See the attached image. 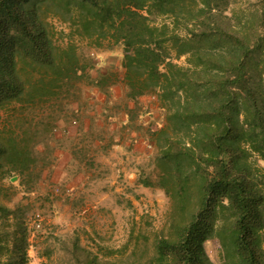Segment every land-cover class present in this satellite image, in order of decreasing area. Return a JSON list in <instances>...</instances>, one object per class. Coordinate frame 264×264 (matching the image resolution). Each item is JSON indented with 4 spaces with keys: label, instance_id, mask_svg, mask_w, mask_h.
<instances>
[{
    "label": "trees",
    "instance_id": "1",
    "mask_svg": "<svg viewBox=\"0 0 264 264\" xmlns=\"http://www.w3.org/2000/svg\"><path fill=\"white\" fill-rule=\"evenodd\" d=\"M45 10L95 47L120 50V104L134 132L129 143L146 140L150 147L151 169L138 168L137 181L169 199L167 230L155 238L146 264H214L204 247L210 238L219 243L220 264H264V168L257 164L264 160V0H0V112L73 96L78 81L108 100L118 80L116 71H100L94 53L71 42L55 45ZM80 96L61 135L48 133L59 153L66 146L71 153L61 174L57 152L42 175L55 190L78 184L82 160L89 174L93 160V138L76 148L65 123L89 117L96 139L117 141L110 107L90 118ZM153 122L155 128H143ZM35 135L0 131V174L18 175L27 188L42 170L35 171ZM18 211L0 203V264H30ZM84 264L119 263L93 255Z\"/></svg>",
    "mask_w": 264,
    "mask_h": 264
},
{
    "label": "rangeland",
    "instance_id": "2",
    "mask_svg": "<svg viewBox=\"0 0 264 264\" xmlns=\"http://www.w3.org/2000/svg\"><path fill=\"white\" fill-rule=\"evenodd\" d=\"M43 12L55 45L64 47L71 42L80 52L94 53L95 61L104 59L101 65L117 61L114 56L118 55V48L113 54L105 47L97 48L88 39L73 33L69 23L46 10ZM177 62L183 64L184 57ZM75 87L77 90L73 96L62 93L60 98L52 99L42 107L33 105L20 109L16 103L0 112V131L11 129L28 139L35 130L32 141L36 140L34 149L38 166L35 171L38 167L42 169L40 178L29 188L21 183L18 175L0 174V203L11 209H20L18 214L20 212L27 228L30 264H84L86 258L93 255H97L101 262L146 264L154 255L155 238L167 230L169 199L161 189L139 184L137 173L133 176L129 170H124L125 173L117 170L111 163L115 152L114 148L111 151L107 137L90 147L92 155L88 157L93 160L88 183L83 186L69 184L68 189L58 187L55 190L48 175L42 178L49 169L48 163L55 164L53 155L59 153L58 143L48 133L61 135L62 120L71 115L69 105L81 94L79 101H83L88 84L78 81ZM156 112L157 118L160 117L161 112L158 109ZM147 126L155 128L156 122L152 126L145 124L143 128ZM49 145L55 148L51 154ZM147 159L138 161L137 169L149 172L151 167L147 165ZM129 160L133 161L132 158L125 159L126 162ZM257 164L264 168V160L257 159ZM65 196L67 199L63 200ZM204 247L211 261L220 264L217 239H208Z\"/></svg>",
    "mask_w": 264,
    "mask_h": 264
},
{
    "label": "crops",
    "instance_id": "3",
    "mask_svg": "<svg viewBox=\"0 0 264 264\" xmlns=\"http://www.w3.org/2000/svg\"><path fill=\"white\" fill-rule=\"evenodd\" d=\"M116 50V49H115ZM115 50L110 51L111 54L115 52ZM118 55H115L116 58L115 63H105L104 65H101L102 62H104V59L99 58V64L98 68L101 72H106L107 69H111L113 71L117 72L118 80L110 86L109 89V97L108 100H106L105 93L101 92L99 88L95 85H88V88L86 89V94H84L83 98L86 100L87 105H90L91 108H87L85 110V113L91 117H100V113L107 107V105L110 107L109 112L112 113L113 116L110 117L111 121V128H113V132L115 134V138H117V141L111 143V151L114 150L115 154L113 157H111V163L113 166H116V169L125 173L126 171H131V175L136 176V173L138 171L136 164L138 161H141L142 159H146L150 155V147L147 145L146 140H136L134 141L133 145L132 143H129V140L134 136V132L129 129L125 125L126 123V114L124 112V104H120L121 100L123 99L122 95V85L120 79L123 75V70L119 67V59H120V50ZM103 64V63H102ZM93 76H95V71L92 73ZM143 100L148 99V97L142 98ZM155 101V100H153ZM156 102V101H155ZM120 104V106H119ZM156 104V105H155ZM153 104V106L157 109V102ZM84 112V111H83ZM82 112V113H83ZM100 124V120H98ZM68 127V133L67 137L70 140H73V143L78 144L76 148L82 147L85 148V143L93 138V145L98 144L100 142L98 139H96L94 136H96V133L98 131H93L92 133L89 131V117L82 118V121L78 122H69L65 123ZM90 142V141H88ZM92 149H89L88 155H92ZM59 156L57 159V168H59L58 175L62 173L63 170H65L66 165L71 158L70 153V146H66L65 149L61 150ZM132 158L133 161L126 162L125 159ZM85 160H82L81 168L82 174L79 176V182H73L75 185H81L88 183L90 175L88 172L86 173V166H85ZM125 163V165L123 164ZM71 187V186H70Z\"/></svg>",
    "mask_w": 264,
    "mask_h": 264
},
{
    "label": "built area",
    "instance_id": "4",
    "mask_svg": "<svg viewBox=\"0 0 264 264\" xmlns=\"http://www.w3.org/2000/svg\"><path fill=\"white\" fill-rule=\"evenodd\" d=\"M37 216H38V214H37ZM37 220H39V218H37ZM37 225H39V223H37Z\"/></svg>",
    "mask_w": 264,
    "mask_h": 264
}]
</instances>
